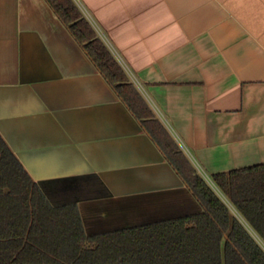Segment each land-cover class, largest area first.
Listing matches in <instances>:
<instances>
[{
    "label": "crops",
    "instance_id": "0c3cea01",
    "mask_svg": "<svg viewBox=\"0 0 264 264\" xmlns=\"http://www.w3.org/2000/svg\"><path fill=\"white\" fill-rule=\"evenodd\" d=\"M74 1L197 172L264 163V0ZM0 135L90 234L199 209L46 0H0Z\"/></svg>",
    "mask_w": 264,
    "mask_h": 264
},
{
    "label": "trees",
    "instance_id": "16d2710c",
    "mask_svg": "<svg viewBox=\"0 0 264 264\" xmlns=\"http://www.w3.org/2000/svg\"><path fill=\"white\" fill-rule=\"evenodd\" d=\"M46 1L162 145L201 210L88 234L77 204H52L0 135V264H264V163L212 174L218 193L154 118L76 2Z\"/></svg>",
    "mask_w": 264,
    "mask_h": 264
},
{
    "label": "water",
    "instance_id": "95a60500",
    "mask_svg": "<svg viewBox=\"0 0 264 264\" xmlns=\"http://www.w3.org/2000/svg\"><path fill=\"white\" fill-rule=\"evenodd\" d=\"M189 193H190V195L192 196V198L194 199V201L198 204V207H199V209H198V211H196V212H199L200 210H201V206H200V204L198 203V201L195 199V197L192 195V193L189 191V189L186 187L185 188ZM195 213V212H194ZM187 215V214H186ZM183 216V215H182ZM177 217H179V216H177ZM175 218V217H174ZM171 219V218H170ZM147 223H151V222H146V223H142V224H139V225H143V224H147ZM84 225L86 226V223L84 222ZM87 232V231H86ZM88 234H90L89 232H87ZM93 234V233H92Z\"/></svg>",
    "mask_w": 264,
    "mask_h": 264
},
{
    "label": "rangeland",
    "instance_id": "374dc122",
    "mask_svg": "<svg viewBox=\"0 0 264 264\" xmlns=\"http://www.w3.org/2000/svg\"><path fill=\"white\" fill-rule=\"evenodd\" d=\"M199 170L203 171L204 176H203V175H202V176H203L205 179H208V178L211 179V175H210L209 173H207L204 169H202V168L199 167ZM199 170H198V171H199ZM199 173H200V171H199ZM200 174H201V173H200ZM215 189H216V188H215ZM216 191L219 193V191H218L217 189H216ZM221 196H222V195H221ZM222 197L224 198L225 201H227L226 198H225L224 196H222ZM232 210H233V208H232ZM233 211H234V210H233Z\"/></svg>",
    "mask_w": 264,
    "mask_h": 264
},
{
    "label": "built area",
    "instance_id": "2783aa9c",
    "mask_svg": "<svg viewBox=\"0 0 264 264\" xmlns=\"http://www.w3.org/2000/svg\"><path fill=\"white\" fill-rule=\"evenodd\" d=\"M198 170H199V167H198ZM199 171H200V173H201V174H200V173H199V174H200L201 176H202V175L204 176L203 171H201V170H199ZM199 171H198V172H199ZM203 176H202V177H203ZM203 178H204V177H203ZM204 179H205V178H204ZM205 180H206V181H207V182H208L213 188H215V186H214V184H213V182H212L211 179L208 178V179H205Z\"/></svg>",
    "mask_w": 264,
    "mask_h": 264
}]
</instances>
